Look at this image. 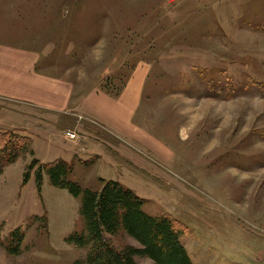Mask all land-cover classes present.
Listing matches in <instances>:
<instances>
[{
  "label": "rangeland",
  "instance_id": "374dc122",
  "mask_svg": "<svg viewBox=\"0 0 264 264\" xmlns=\"http://www.w3.org/2000/svg\"><path fill=\"white\" fill-rule=\"evenodd\" d=\"M7 51L77 94H118L141 73L133 123L148 144L110 135L102 149L92 120L87 132L38 122L0 93V131L30 138L0 167V264H88L90 245L74 241L86 234L82 194L47 174L39 191L38 164L25 181L33 158H62L82 190L132 189L146 213L177 223L193 264H264V0H0V76ZM111 239L137 245L122 230Z\"/></svg>",
  "mask_w": 264,
  "mask_h": 264
},
{
  "label": "trees",
  "instance_id": "16d2710c",
  "mask_svg": "<svg viewBox=\"0 0 264 264\" xmlns=\"http://www.w3.org/2000/svg\"><path fill=\"white\" fill-rule=\"evenodd\" d=\"M29 137L11 131H0V167L15 161L29 144ZM36 168L38 190L47 174L52 185L66 189L72 196H81L80 212L86 234L75 237L78 245H90L88 264H137L136 257H148L155 264H193L179 239L177 223L167 217H154L143 210L144 200L135 192L110 179L100 190H82L78 182L67 179L70 167L62 158L41 163L38 159L28 165L25 181ZM124 231L137 245L117 247L111 237ZM12 241L18 245L20 234L15 231ZM14 252L15 250H11ZM74 264H80L75 262Z\"/></svg>",
  "mask_w": 264,
  "mask_h": 264
},
{
  "label": "crops",
  "instance_id": "0c3cea01",
  "mask_svg": "<svg viewBox=\"0 0 264 264\" xmlns=\"http://www.w3.org/2000/svg\"><path fill=\"white\" fill-rule=\"evenodd\" d=\"M6 53L13 66L9 72H6L7 75L0 76V93L9 99L21 98V103L30 105L28 114L30 118L43 123H65L71 128L84 132H87L86 127H90L92 120V123H95L93 128L99 131L95 132V134L99 133L97 137L100 140L95 146H102V149H108L110 135H124L131 141L148 144V138L142 135L137 125L133 123L142 89L141 73L140 76L139 73L132 72L118 94L94 88H85L77 94L68 80L52 81L50 75L32 71L28 67L30 57L27 54H14L10 51ZM20 58L25 60L24 64L19 60L15 62V59ZM16 64L20 69L16 71L17 73H15ZM5 82L10 84L6 85ZM82 113L86 115L85 122L70 117L80 116ZM80 139L69 146L73 153L79 150L81 142L84 141L83 138Z\"/></svg>",
  "mask_w": 264,
  "mask_h": 264
},
{
  "label": "built area",
  "instance_id": "2783aa9c",
  "mask_svg": "<svg viewBox=\"0 0 264 264\" xmlns=\"http://www.w3.org/2000/svg\"><path fill=\"white\" fill-rule=\"evenodd\" d=\"M71 137H75L74 135H75V133L74 132H70V134H69Z\"/></svg>",
  "mask_w": 264,
  "mask_h": 264
}]
</instances>
